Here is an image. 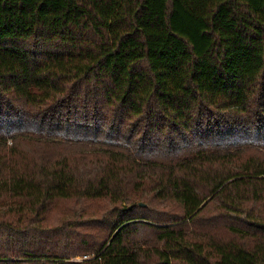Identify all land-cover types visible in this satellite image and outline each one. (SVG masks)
<instances>
[{
	"label": "trees",
	"instance_id": "obj_1",
	"mask_svg": "<svg viewBox=\"0 0 264 264\" xmlns=\"http://www.w3.org/2000/svg\"><path fill=\"white\" fill-rule=\"evenodd\" d=\"M0 264H264V0H0Z\"/></svg>",
	"mask_w": 264,
	"mask_h": 264
},
{
	"label": "rangeland",
	"instance_id": "obj_2",
	"mask_svg": "<svg viewBox=\"0 0 264 264\" xmlns=\"http://www.w3.org/2000/svg\"><path fill=\"white\" fill-rule=\"evenodd\" d=\"M57 205H63V204H59L57 203ZM81 256H78V257H75V258H72L70 260H67V262L71 263V262H76V263H79L78 260H81ZM81 262V261H80Z\"/></svg>",
	"mask_w": 264,
	"mask_h": 264
},
{
	"label": "built area",
	"instance_id": "obj_3",
	"mask_svg": "<svg viewBox=\"0 0 264 264\" xmlns=\"http://www.w3.org/2000/svg\"><path fill=\"white\" fill-rule=\"evenodd\" d=\"M87 259H89V257L88 256H84V257L81 258V260H78V262L83 261V260H87Z\"/></svg>",
	"mask_w": 264,
	"mask_h": 264
}]
</instances>
